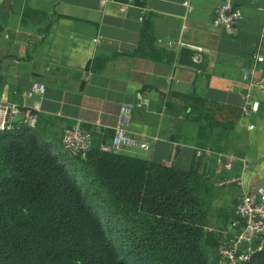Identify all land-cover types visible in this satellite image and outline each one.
<instances>
[{
    "label": "crops",
    "instance_id": "obj_1",
    "mask_svg": "<svg viewBox=\"0 0 264 264\" xmlns=\"http://www.w3.org/2000/svg\"><path fill=\"white\" fill-rule=\"evenodd\" d=\"M183 1L132 0L122 14L113 1L0 0V104H13L19 119L31 110L59 147L62 131L78 123L98 150L131 101L125 134L148 148L120 153L186 170L192 147L205 145L244 161L228 172L213 158L195 161L211 183L239 180L214 189V205L229 213L238 197L264 185V0H231L241 14L231 37L210 23L221 0H188V9ZM143 28L157 48L175 54L156 41L179 40L206 53V71L135 56ZM34 84L43 91L27 97ZM244 95L257 102L256 113H242Z\"/></svg>",
    "mask_w": 264,
    "mask_h": 264
},
{
    "label": "trees",
    "instance_id": "obj_2",
    "mask_svg": "<svg viewBox=\"0 0 264 264\" xmlns=\"http://www.w3.org/2000/svg\"><path fill=\"white\" fill-rule=\"evenodd\" d=\"M134 55L173 64L143 28ZM120 152L83 159L35 123L0 129V264H216L233 209L214 205L210 179ZM219 166V165H218ZM243 264H264V251Z\"/></svg>",
    "mask_w": 264,
    "mask_h": 264
},
{
    "label": "built area",
    "instance_id": "obj_3",
    "mask_svg": "<svg viewBox=\"0 0 264 264\" xmlns=\"http://www.w3.org/2000/svg\"><path fill=\"white\" fill-rule=\"evenodd\" d=\"M107 1L116 2L118 10L122 14L132 4V0H99L100 5ZM182 6L188 9V0L182 2ZM144 9L141 8L139 21L142 20ZM241 19V14L237 8L232 5L231 0H221L211 10L210 23L214 27L221 28L227 36H233L236 32V26ZM156 45H163L167 49H175L182 45L181 42L167 41L162 43L156 41ZM199 50V49H197ZM256 62L261 63L263 58L254 56ZM43 91L42 85L34 84L26 93L27 97L39 95ZM137 97L140 94H136ZM134 103L127 101L119 108V115L112 130V137L108 146H100V152H120L123 149H138L145 151L148 145L145 142H139L126 136L125 128L129 121V115L132 112ZM258 104L252 101L248 96L241 98V111L249 116L256 113ZM18 116V110L13 104H0V129L4 126L7 119H13ZM30 126L35 124V116L27 111L20 116ZM60 143L63 150L72 156H78L83 159L91 150L89 134L81 129L78 123L62 131ZM195 157L213 158L215 163L220 166L224 172L231 170L234 162H240L245 165L241 158L233 153H217L207 148L195 151ZM231 184H239V180L230 176H222L213 180L212 185L215 188L226 187ZM236 220L228 223V230L221 233L219 243L216 247V264H243L247 262L252 254L264 251V185L255 188L248 194L241 195L235 201L233 208Z\"/></svg>",
    "mask_w": 264,
    "mask_h": 264
},
{
    "label": "water",
    "instance_id": "obj_4",
    "mask_svg": "<svg viewBox=\"0 0 264 264\" xmlns=\"http://www.w3.org/2000/svg\"><path fill=\"white\" fill-rule=\"evenodd\" d=\"M207 54L195 48L180 45L175 52V64L195 70L196 72H204L207 69ZM19 118H14L18 121Z\"/></svg>",
    "mask_w": 264,
    "mask_h": 264
},
{
    "label": "rangeland",
    "instance_id": "obj_5",
    "mask_svg": "<svg viewBox=\"0 0 264 264\" xmlns=\"http://www.w3.org/2000/svg\"><path fill=\"white\" fill-rule=\"evenodd\" d=\"M212 192H213V193H212V196L216 195V193H215V191H214V190H213ZM212 199H214V198L212 197Z\"/></svg>",
    "mask_w": 264,
    "mask_h": 264
}]
</instances>
